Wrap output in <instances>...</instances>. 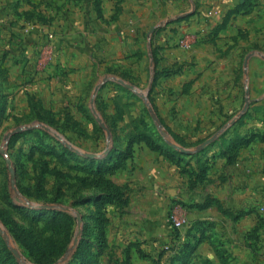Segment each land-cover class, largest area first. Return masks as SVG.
<instances>
[{
  "label": "rangeland",
  "instance_id": "obj_1",
  "mask_svg": "<svg viewBox=\"0 0 264 264\" xmlns=\"http://www.w3.org/2000/svg\"><path fill=\"white\" fill-rule=\"evenodd\" d=\"M123 2L107 19L104 0H0V264H264V190L228 188L240 169L249 186L246 157L264 175V78L256 93L249 80L254 56L264 74V26L232 38L249 45L238 94L216 100L194 80L171 92L184 67L161 66L146 34L129 55L125 35L89 30L117 22ZM210 31L199 43H216ZM209 104L216 130L177 115ZM144 150L167 183L135 175Z\"/></svg>",
  "mask_w": 264,
  "mask_h": 264
},
{
  "label": "crops",
  "instance_id": "obj_2",
  "mask_svg": "<svg viewBox=\"0 0 264 264\" xmlns=\"http://www.w3.org/2000/svg\"><path fill=\"white\" fill-rule=\"evenodd\" d=\"M115 2L116 0H104V12L107 19L113 14ZM238 2L245 4L246 0H124L117 22L111 23L110 27L107 24L95 23L89 30L94 29L96 32L105 33L116 30L115 32L125 35V52L129 55L136 50H144V45L140 46V43H142L140 35L143 37L146 34L154 48L160 52L159 62L161 66L184 67L183 72L169 79L171 92L176 91L178 93L182 87L180 83L194 80L198 83V87L208 86L210 96L216 100L220 95L234 99L238 94V87L236 86V82L239 80L237 79L239 76L238 67L241 65L242 55L249 48V45L243 40L235 43L232 38L240 31L249 32L253 37L257 30L264 26V12L258 7L251 12L248 10V13L244 12L233 17L229 16V11L235 9ZM211 11L212 14H210ZM207 28V32L211 29V33L213 30L216 32L215 44L199 43L201 39L198 36L197 39L195 37V44L189 49L174 45L175 40L180 35L190 33L194 37L204 33L203 30ZM77 60L80 61V59H76L75 64L78 63ZM262 62L263 59L257 56L252 57L249 61V80L252 82L251 90L253 93H256L258 90L257 84L264 78L261 68L263 66ZM195 90L197 88L194 87L191 98L196 97ZM186 99L190 101V96ZM219 110L210 104L206 107H200L199 105L180 106L177 115H184L186 123L189 124H192L194 119L203 116L202 120L206 122L204 126L210 132L221 127L217 117H215V120L213 119L214 121L209 118L211 115L219 116ZM234 127V124H228L221 130L234 129ZM157 157L156 153L144 150L140 155V165L134 172L135 175L144 174L151 177L150 173H154L153 179H157L160 184L167 183L174 174H170L169 169L156 160ZM243 161L247 164L250 163L248 166H251L249 168L253 172L251 177L249 176L251 181L247 186L248 188L244 186L246 185L243 181L245 180V173L242 169H240L238 175L236 174L238 177L236 184L240 182V178L242 184L237 185L236 188V184L233 185L229 182L228 188H232L230 190L232 194L240 199L242 198L241 194L245 196L244 199L249 198L251 194L258 198L264 188L259 187L260 185L256 182L259 177L264 179V175L260 173L258 175L257 160L246 157ZM253 164L256 167H253ZM237 166H239V163ZM174 182L173 187L175 188L178 186L176 177ZM142 183L148 185L149 182L143 181ZM219 188L223 190V186H219ZM261 203L264 204V201ZM209 212L211 213V211ZM210 213H207V215H211Z\"/></svg>",
  "mask_w": 264,
  "mask_h": 264
},
{
  "label": "built area",
  "instance_id": "obj_3",
  "mask_svg": "<svg viewBox=\"0 0 264 264\" xmlns=\"http://www.w3.org/2000/svg\"><path fill=\"white\" fill-rule=\"evenodd\" d=\"M212 13L213 12L211 11L210 14H212ZM207 31H208V28L203 30L204 33H206ZM195 37H196V35L194 37H192V35L190 33H185V34L177 37V39L174 42V45L176 47H180L183 49H189L195 44V41H196Z\"/></svg>",
  "mask_w": 264,
  "mask_h": 264
},
{
  "label": "water",
  "instance_id": "obj_4",
  "mask_svg": "<svg viewBox=\"0 0 264 264\" xmlns=\"http://www.w3.org/2000/svg\"><path fill=\"white\" fill-rule=\"evenodd\" d=\"M18 131H21V129L18 130ZM8 163H9V166H10V171H11L12 176H13V178H14V177L16 176V171H15V168L13 167V165H12V161H11V159H9V158H8Z\"/></svg>",
  "mask_w": 264,
  "mask_h": 264
},
{
  "label": "trees",
  "instance_id": "obj_5",
  "mask_svg": "<svg viewBox=\"0 0 264 264\" xmlns=\"http://www.w3.org/2000/svg\"><path fill=\"white\" fill-rule=\"evenodd\" d=\"M152 147V146H151ZM153 150H156V147L153 146Z\"/></svg>",
  "mask_w": 264,
  "mask_h": 264
}]
</instances>
